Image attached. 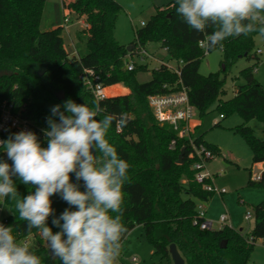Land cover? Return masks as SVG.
I'll return each mask as SVG.
<instances>
[{"label":"trees","instance_id":"16d2710c","mask_svg":"<svg viewBox=\"0 0 264 264\" xmlns=\"http://www.w3.org/2000/svg\"><path fill=\"white\" fill-rule=\"evenodd\" d=\"M77 1L76 12L84 14L88 24L82 29L86 52L69 58L62 26L45 31L39 28L45 0H0V101L12 102L15 111L44 130L48 128L47 118L53 106L61 105L63 110L68 99L89 106L95 100L79 77L84 69L98 76L103 87L120 84L127 88V94L99 100L105 110L103 114L113 115L114 121L121 116L128 121L120 132L116 131L114 122L108 133L118 155L130 165L129 180L123 189V222L128 229L124 237L140 226L153 253L164 258L166 264H172L170 244L176 246L184 264H248L255 241L264 238V201L253 205L254 223L245 234L228 225L202 230L194 224L196 204L206 202L212 192L204 190L194 180L195 170L191 168L194 160L188 157L187 140L178 137L168 125L156 121L148 106V97L177 91L182 85L199 116L214 109L222 117L236 112L245 122L251 118L264 121V87L254 78L251 67L241 71L244 82L237 86L234 95L221 100L226 67L238 58L249 57L254 36L260 34L230 37L223 41L222 48L201 47L199 43L205 42L206 35L213 29H206L205 33L191 29L177 14L176 0H169L135 30L131 44L143 48L148 43L159 44L169 60L178 63L179 74L161 63L151 70L148 81L138 82L137 74L146 71L147 66L135 64L132 70H127V55L131 52L119 44L113 34L121 9L119 3L116 0ZM61 2L65 8L68 0ZM216 48L222 52L224 69L200 74L198 67L205 52ZM252 56L258 59L255 52ZM57 92H63V97H58ZM234 131L248 144L252 163L264 162V140L245 123L236 126ZM9 136L7 134L5 140ZM39 140L42 146H47L43 132ZM172 140L175 141L173 146L170 145ZM194 142L209 149L212 155H220L215 145L204 142L201 137H194ZM183 146L186 151L182 163H177ZM3 151L0 147V160H7ZM72 179L76 182L74 175ZM204 182L210 183V180ZM15 183L21 197L32 190L18 179ZM247 185L264 187V170L260 172V180H249ZM51 199L55 215L59 216L68 205L59 195ZM2 202L8 207L2 224L10 226L18 240L33 236L30 249L40 257L41 264H61L44 246L39 231L27 230L26 222L19 219L15 202L8 198H2ZM48 224L54 232L59 231L52 226L51 217ZM223 241L226 244L221 247Z\"/></svg>","mask_w":264,"mask_h":264},{"label":"clouds","instance_id":"9594fccd","mask_svg":"<svg viewBox=\"0 0 264 264\" xmlns=\"http://www.w3.org/2000/svg\"><path fill=\"white\" fill-rule=\"evenodd\" d=\"M177 14L205 37L209 48L223 47L230 37L259 33L264 36V0H176ZM98 100L91 106L68 99L51 108L44 129L47 146L33 131H20L0 140L7 160H0V198L15 202L27 230L37 229L50 254L61 264H117L122 239L124 185L129 163L108 139L115 122ZM11 161V163H8ZM73 175L75 181L73 182ZM32 189L21 197L15 180ZM82 182V187L81 183ZM68 207L55 215L52 197ZM51 224L59 231L54 232ZM0 264H41V259L13 229L0 223Z\"/></svg>","mask_w":264,"mask_h":264},{"label":"rangeland","instance_id":"374dc122","mask_svg":"<svg viewBox=\"0 0 264 264\" xmlns=\"http://www.w3.org/2000/svg\"><path fill=\"white\" fill-rule=\"evenodd\" d=\"M121 9L117 15L115 27L113 30L114 38L124 46H129L134 40V32L142 26L148 18L155 13L157 8L163 7L169 0H116ZM77 0H68L65 8L62 7L61 0H45L44 9L39 28L41 31L51 30L62 26V37L65 42L66 50L69 52V58L79 57L86 52L85 37L82 34L84 26L76 22L77 17L85 21L84 14L78 15L76 8ZM70 11L71 13H67ZM73 12V13H72ZM75 13V14H74ZM64 16L69 18V23H64ZM86 23V22H85ZM260 49L258 59L252 55ZM148 56H143L140 60L137 56H132V62L135 64H145L147 70L139 72L136 76L138 82H146L151 77V70L158 67L161 63L174 68L178 63L169 57L165 50L157 43H148L145 46ZM222 52L216 48L202 57L198 71L202 75L219 72L222 67ZM247 67L252 68L254 78L264 87V37L254 36L253 51L249 57L238 58L235 62L226 67L224 73V94L221 100L230 99L238 85L243 84L244 80L241 71ZM222 75V74H221ZM120 87H114L106 90L108 94L120 93ZM60 96V92H57ZM194 125L192 129L193 137L201 139L209 144L215 145L220 150V155L215 154L205 162V169L212 175V185L217 190L224 189V193L213 191L211 197L203 203L207 209V218L213 220V228H218L216 222L221 213L229 216L227 225L242 233H248L254 223L252 208L253 204L264 200V187L248 186L249 180H254V174L260 172V166L252 173V155L250 148L244 138L234 131L235 127L245 123L254 134L264 140V121L257 118H251L244 121L241 116L232 112L220 116L218 110H212L199 116L196 112L191 120ZM2 214L8 213V207L3 204L0 198ZM249 212L250 218L244 219V215ZM123 256L119 257L117 264H132L131 258L136 257L138 264H166L164 258H160L153 253L151 245L142 234L140 226L132 229L122 240ZM248 264H264V242L257 239L254 243L250 260Z\"/></svg>","mask_w":264,"mask_h":264},{"label":"built area","instance_id":"2783aa9c","mask_svg":"<svg viewBox=\"0 0 264 264\" xmlns=\"http://www.w3.org/2000/svg\"><path fill=\"white\" fill-rule=\"evenodd\" d=\"M67 13L71 12L67 11L66 14ZM77 18L78 19L76 22L82 23L84 28L88 26V24L85 23L86 21H83L79 17ZM64 23H69V18L67 16H64ZM143 24L144 23H142V25ZM199 45L204 47L205 42H200ZM130 52V54L127 55V70H132L134 68L135 63L131 60L132 56H137L140 60L143 59V56H148L145 48L140 46L133 47V50ZM261 52L262 51L260 49H257L255 53L258 55L261 54ZM168 67L179 74L178 66L174 68L170 66ZM79 77L85 81L95 100L99 101L107 97L105 93V87H103V85L98 81V76L94 75L92 71L84 69ZM148 106L150 107L152 114L158 123L161 125H168L178 137H184L187 140L190 149L188 157L194 160L191 167L195 170L194 180L201 184L202 188L206 191H218L219 193H224V189L217 190L214 188V186L211 184V176L204 170L205 162L213 157L211 151L202 144H196L194 142V137L192 136V129L194 125L191 123V120L194 118L196 110L189 103L187 89L181 85L177 91L171 93L150 95L148 97ZM220 116L222 117V115ZM24 130L35 132L38 138L40 136V132H43V130L36 126L31 119L23 116L19 113V111H15L14 104L12 102H7L5 100L0 101V140H5L7 134L12 135ZM116 131L120 132V128H118L117 125ZM174 144L175 141L172 140L170 145L173 146ZM258 164L261 170H264V162H259ZM205 179L210 180V183H205ZM254 180H260V172L254 174ZM4 216L5 215L2 214V207L0 206V223H3ZM249 218L250 213L247 212L244 215V219L247 220ZM226 219V215H220L218 222L221 224V226L226 225ZM193 223L199 225V228L202 230H212L211 222L205 219V210L202 202H198L196 204V215L193 218ZM260 239L262 242H264V238ZM32 240V235H28L22 239H19L21 243L26 242L29 246L32 245ZM42 241L44 246L48 247L47 242L43 238ZM122 256L123 247L120 257ZM131 262L132 264H138L136 257H132Z\"/></svg>","mask_w":264,"mask_h":264},{"label":"water","instance_id":"95a60500","mask_svg":"<svg viewBox=\"0 0 264 264\" xmlns=\"http://www.w3.org/2000/svg\"><path fill=\"white\" fill-rule=\"evenodd\" d=\"M133 47H134V45L131 44V45H129V46L126 47V50L128 52H130L133 49ZM222 69H224L223 65H222ZM40 75H41V73H40ZM63 95H64V93L63 92H60V96L58 95V97H63ZM185 151H186V147L183 146L181 148V150H180L179 155H178L177 163H182V160H183V156L185 154ZM261 171L262 170L260 169V172ZM225 244H226V241H223L221 243V247H224ZM168 250H169V254H170V258H171L172 264H184V261H183L182 257L180 256V254L178 253V251L176 249V246L174 244H170Z\"/></svg>","mask_w":264,"mask_h":264},{"label":"crops","instance_id":"0c3cea01","mask_svg":"<svg viewBox=\"0 0 264 264\" xmlns=\"http://www.w3.org/2000/svg\"><path fill=\"white\" fill-rule=\"evenodd\" d=\"M159 63H162L161 61L159 62ZM157 68V67H156ZM114 87H120L121 88V90L122 91H120V93H118V94H108L107 95V97H110V96H115V95H121V94H127L129 91H128V89L127 88H125V87H122L120 84H115V85H112V86H108V87H105V93H106V90H110L111 88H114ZM256 169H257V164L256 163H252V173L254 174V172L256 171ZM204 170H205V172H207L210 176H212L206 169H205V167H204ZM211 184H212V180H211ZM261 201H264V200H261ZM260 201V202H261ZM202 203H204V202H202ZM257 203H259V202H257ZM257 203H255V204H253V205H256ZM204 210H205V219L207 220V221H209V222H211V225L213 226V220H211V219H208L207 218V209H206V207L204 206ZM220 215H226V217H227V219H226V225H227V222H229V216L226 214V213H221ZM220 215L218 216V218H217V220H216V222L218 223V228H216V229H219V228H221L222 226H221V224L218 222V219H219V217H220ZM230 227V226H229ZM213 228V227H212ZM232 228V227H231ZM234 229V228H233ZM236 230V229H235ZM238 231H240V232H242V229H238Z\"/></svg>","mask_w":264,"mask_h":264}]
</instances>
